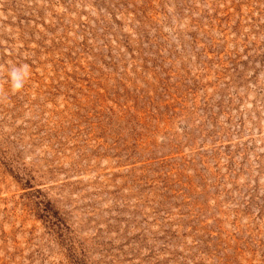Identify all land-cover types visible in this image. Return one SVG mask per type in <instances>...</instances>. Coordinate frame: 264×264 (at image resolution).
Returning <instances> with one entry per match:
<instances>
[{"label":"rangeland","instance_id":"rangeland-1","mask_svg":"<svg viewBox=\"0 0 264 264\" xmlns=\"http://www.w3.org/2000/svg\"><path fill=\"white\" fill-rule=\"evenodd\" d=\"M0 264H264V0H0Z\"/></svg>","mask_w":264,"mask_h":264},{"label":"clouds","instance_id":"clouds-1","mask_svg":"<svg viewBox=\"0 0 264 264\" xmlns=\"http://www.w3.org/2000/svg\"><path fill=\"white\" fill-rule=\"evenodd\" d=\"M27 78L26 70L13 69L11 72L12 87L19 90L24 86V80Z\"/></svg>","mask_w":264,"mask_h":264}]
</instances>
